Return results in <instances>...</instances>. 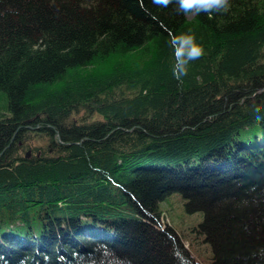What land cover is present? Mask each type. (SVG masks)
Wrapping results in <instances>:
<instances>
[{
    "label": "trees",
    "instance_id": "trees-1",
    "mask_svg": "<svg viewBox=\"0 0 264 264\" xmlns=\"http://www.w3.org/2000/svg\"><path fill=\"white\" fill-rule=\"evenodd\" d=\"M188 35L203 52L177 79ZM261 142L264 0H0V257L6 235L40 264H162L167 243L194 264L157 226L178 201L207 264H264ZM81 230L108 246L69 247ZM150 237L163 260L136 261Z\"/></svg>",
    "mask_w": 264,
    "mask_h": 264
},
{
    "label": "rangeland",
    "instance_id": "rangeland-1",
    "mask_svg": "<svg viewBox=\"0 0 264 264\" xmlns=\"http://www.w3.org/2000/svg\"><path fill=\"white\" fill-rule=\"evenodd\" d=\"M231 159H228L227 162H230ZM168 167V166H167ZM208 176H211L208 174ZM222 176H217L216 179L221 182V180H225V178H217ZM186 185V183H185ZM187 188H193V186H186ZM216 190H219L218 188ZM251 193L250 191H243V194ZM183 203V202H182ZM181 203L178 201H173L172 203V210H169L160 214V220L158 221V229L164 230L165 226H171L173 225V234L171 235L173 237H170L172 240H175V244L179 242L182 245V248L186 251V253L190 256V258L194 261V264H199L203 260L202 264L209 263L208 254H209V245L204 241V239L201 237V234H199L197 231H192L191 226L194 222H201V215L198 214L197 208H188L186 210L182 209L180 207ZM188 227L190 228L188 230ZM194 234V236L185 239L188 234ZM121 236V235H120ZM119 239H114V243L116 247H120L122 243V236ZM118 237V236H117ZM121 238V239H120ZM135 238V237H134ZM125 239V238H124ZM132 239V238H131ZM130 239V240H131ZM161 240L154 239L153 237H150L147 241V247L148 249H152L150 253H146L144 249H141V251H137L136 249H140L139 246H134L136 249H132L134 254L133 257L138 262L143 261H152L156 260V257L163 260V256L165 255V260L162 262V264H165L166 259L169 257L167 255H170L169 251H171V248L169 247V244L167 243L166 247L164 248L165 254L160 255V257L156 254H159V252L164 247ZM133 248V247H132ZM143 250V251H142ZM159 251V252H158ZM172 259V258H171ZM168 260V259H167ZM123 261L126 263L128 262L126 258L124 257ZM125 263V264H126ZM167 263V262H166ZM123 264V263H122Z\"/></svg>",
    "mask_w": 264,
    "mask_h": 264
},
{
    "label": "clouds",
    "instance_id": "clouds-1",
    "mask_svg": "<svg viewBox=\"0 0 264 264\" xmlns=\"http://www.w3.org/2000/svg\"><path fill=\"white\" fill-rule=\"evenodd\" d=\"M159 2V0H157ZM167 2V0H164ZM181 7L184 9L191 8L195 6V10L197 12L201 10H208L211 8H226L227 7V0H180ZM185 43L189 46V51L187 52V59L181 60L174 68H173V75L179 79L182 75L186 74L187 72V63L188 60L195 59L196 57L200 56L203 52V49L200 45L195 43V39L193 36L188 35L184 38ZM254 120L259 119V116H253Z\"/></svg>",
    "mask_w": 264,
    "mask_h": 264
},
{
    "label": "water",
    "instance_id": "water-1",
    "mask_svg": "<svg viewBox=\"0 0 264 264\" xmlns=\"http://www.w3.org/2000/svg\"><path fill=\"white\" fill-rule=\"evenodd\" d=\"M25 155H26V156H29V151H27V152L25 153Z\"/></svg>",
    "mask_w": 264,
    "mask_h": 264
},
{
    "label": "bare ground",
    "instance_id": "bare-ground-1",
    "mask_svg": "<svg viewBox=\"0 0 264 264\" xmlns=\"http://www.w3.org/2000/svg\"><path fill=\"white\" fill-rule=\"evenodd\" d=\"M1 212V211H0Z\"/></svg>",
    "mask_w": 264,
    "mask_h": 264
}]
</instances>
